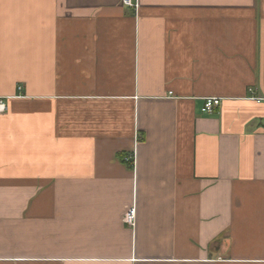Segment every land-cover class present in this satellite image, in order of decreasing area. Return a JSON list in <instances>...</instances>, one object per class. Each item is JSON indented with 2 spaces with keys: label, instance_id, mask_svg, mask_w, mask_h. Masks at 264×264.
Listing matches in <instances>:
<instances>
[{
  "label": "crops",
  "instance_id": "crops-1",
  "mask_svg": "<svg viewBox=\"0 0 264 264\" xmlns=\"http://www.w3.org/2000/svg\"><path fill=\"white\" fill-rule=\"evenodd\" d=\"M133 1L0 0V264H264V0Z\"/></svg>",
  "mask_w": 264,
  "mask_h": 264
},
{
  "label": "built area",
  "instance_id": "built-area-1",
  "mask_svg": "<svg viewBox=\"0 0 264 264\" xmlns=\"http://www.w3.org/2000/svg\"><path fill=\"white\" fill-rule=\"evenodd\" d=\"M124 4L135 6L136 2L133 0H123ZM222 99L220 97H207L205 99L204 106L202 107V111L204 113H213L216 109L221 105ZM7 109L6 103L3 100H0V112H3ZM133 157V156H132ZM129 157V159L133 162V158ZM125 221L129 225L135 224V209H130L125 215Z\"/></svg>",
  "mask_w": 264,
  "mask_h": 264
}]
</instances>
